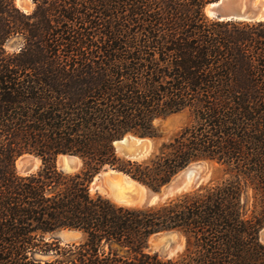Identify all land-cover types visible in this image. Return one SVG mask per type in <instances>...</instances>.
I'll list each match as a JSON object with an SVG mask.
<instances>
[{
  "label": "trees",
  "instance_id": "16d2710c",
  "mask_svg": "<svg viewBox=\"0 0 264 264\" xmlns=\"http://www.w3.org/2000/svg\"><path fill=\"white\" fill-rule=\"evenodd\" d=\"M214 1L0 0V264H264V21L211 18ZM185 109L193 123L147 159L119 155L117 140L161 139L155 120ZM26 153L42 166L21 175ZM200 161L225 177L152 206L90 192L105 168L161 191ZM162 232L184 251L150 252Z\"/></svg>",
  "mask_w": 264,
  "mask_h": 264
},
{
  "label": "rangeland",
  "instance_id": "374dc122",
  "mask_svg": "<svg viewBox=\"0 0 264 264\" xmlns=\"http://www.w3.org/2000/svg\"><path fill=\"white\" fill-rule=\"evenodd\" d=\"M27 1L29 3V6L27 8H23L20 6V0H16V3L23 11H25L27 13H31L35 9V4H34L33 0H27ZM21 44H22V39L20 37H15L8 43L7 49L9 52H18L20 50ZM194 119H195V115L191 109H185L179 113L167 116L165 118L156 119L155 124L159 128V131L162 135L161 139H154L156 142V146H157L156 150L158 149V147L160 146V144L163 141H168V140L176 137L187 125L192 124ZM117 148H119V147L117 146ZM118 153L120 156L125 157L121 152H118ZM26 157H28V158L31 157V158L35 159L36 169H34L32 172H27L26 169L24 168L23 158H26ZM63 159L68 160L70 158H66L65 156H63L61 154L57 157L56 162H57L58 168L63 170L66 173L78 172L83 167L82 159H80L81 160L80 161L78 158H73L71 161L77 167L73 170H67L61 166V164H62L61 160H63ZM19 160H21L20 163H19ZM17 161H18V163L16 162V168H17V171L19 172V174H21V175H27V174L37 172L42 166L41 158H39L38 156H36L34 154H30V153H26V154L22 155L21 157H19V159ZM196 163L197 164L200 163L204 166V176L206 179L204 180V182L199 187H193L192 189H189V191L196 190L203 185H206L210 182H213V181H216L218 179L225 177V173L218 163H211L208 161H200V162H195L192 164H196ZM199 167H200V165H194V168H199ZM192 170H194V169H192ZM116 172L117 171H114V169L105 168V169L101 170L99 173H97L93 177V179L90 183L91 194L93 196L102 195L106 198H109L111 201H113L114 203L119 204V205L152 206V205H148L145 201V195H146L145 193L147 191V188L146 189L138 188V189L133 190V192H132L133 195L136 194L134 201H127L126 199H124V197L122 195L120 196L119 195L120 191H118V187H117L118 182L116 181V179H114L116 177V174H117ZM123 181L126 184L130 183L131 186L133 184L132 179H130L129 176L123 177ZM183 193H185V192L176 194L170 198L176 197V196L183 194ZM249 193H250V195H253L252 190H250ZM170 198H168V199H170ZM165 201H162V202H165ZM162 202H159V203H162ZM156 204H158V203H156ZM153 205H155V204H153ZM62 230H67V229H62ZM62 230L55 232L52 236L58 238L63 243H71V242H75V241H80L83 238V233L79 230H77L79 235L74 234L73 237L62 236L60 233ZM178 234L179 235L174 236L170 232H162V233H158V234L153 235L150 238L148 250L152 253L157 252L163 258H166V259L178 256L185 249V239L180 233H178ZM260 237H261L262 242H264V227L260 233ZM176 242L181 244V248L177 251H173V246Z\"/></svg>",
  "mask_w": 264,
  "mask_h": 264
},
{
  "label": "water",
  "instance_id": "95a60500",
  "mask_svg": "<svg viewBox=\"0 0 264 264\" xmlns=\"http://www.w3.org/2000/svg\"><path fill=\"white\" fill-rule=\"evenodd\" d=\"M206 13L211 18L218 20L264 21V0H217L208 4L206 7ZM119 141H122L123 143L119 148L116 146L118 152H121L126 158L132 160L147 159L157 148L155 140L150 137H139L129 134L122 139L117 140L115 145ZM62 155L70 158L68 160H61V166L67 170H73L77 167L71 161L73 158L81 159L79 156L73 154ZM23 163L27 172H32L36 169L35 159L31 157L23 158ZM194 165H200V167L194 168ZM192 169L195 170L193 174H191ZM205 179L204 166L200 163H196L191 164L182 170L161 191H154L145 184L135 179L133 180L144 185L148 189L145 193V201L148 205H153L165 201L176 194L187 192L193 187H199ZM60 233L64 237H73L78 231L67 229L62 230ZM170 233L174 236L179 235L177 232ZM180 248L181 244L176 242L173 246V251H177Z\"/></svg>",
  "mask_w": 264,
  "mask_h": 264
},
{
  "label": "bare ground",
  "instance_id": "6f19581e",
  "mask_svg": "<svg viewBox=\"0 0 264 264\" xmlns=\"http://www.w3.org/2000/svg\"><path fill=\"white\" fill-rule=\"evenodd\" d=\"M20 6L23 7V8H27L29 6V3L27 0H20ZM123 142L122 141H119L116 145L119 147ZM66 158H68L67 156H65ZM80 160V159H79ZM21 160H19V163H20ZM81 161V160H80ZM195 172V170H191V174H193ZM116 177L114 179H116V181L118 182V191H120L119 195L123 196L124 199H126L127 201H134L135 200V195H133V190L135 189H146V187L140 183H138L137 181L133 180L131 177L130 179H132V186L130 183L126 184L124 181H123V177L127 176L121 172H116ZM122 177V178H121ZM148 190V189H147ZM118 193V192H117ZM122 197V198H123ZM77 235H79V233H76ZM76 235V236H77Z\"/></svg>",
  "mask_w": 264,
  "mask_h": 264
}]
</instances>
